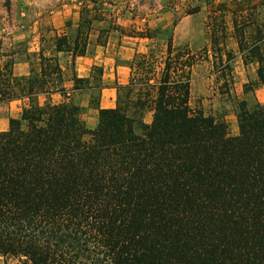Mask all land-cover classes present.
Listing matches in <instances>:
<instances>
[{"label": "trees", "instance_id": "16d2710c", "mask_svg": "<svg viewBox=\"0 0 264 264\" xmlns=\"http://www.w3.org/2000/svg\"><path fill=\"white\" fill-rule=\"evenodd\" d=\"M259 6H213L209 47L198 52L175 47L171 32L162 47L135 54L115 107L94 104L93 130L53 56H83L76 44L56 37L52 54L39 49L37 71L24 78L12 73L14 55L0 54V104L24 101L0 132L3 264H264V105L238 102L237 135L229 136L224 118L192 106L190 93L205 62L230 96L236 54L256 64L264 88ZM229 27L236 52L225 44ZM155 33L132 38L153 43ZM90 81L72 75L71 90ZM55 94L64 101L51 103ZM38 95L47 97L42 105Z\"/></svg>", "mask_w": 264, "mask_h": 264}, {"label": "rangeland", "instance_id": "374dc122", "mask_svg": "<svg viewBox=\"0 0 264 264\" xmlns=\"http://www.w3.org/2000/svg\"><path fill=\"white\" fill-rule=\"evenodd\" d=\"M229 1L231 0H0V54L4 56V60L5 56L10 55H14L15 61L29 60L31 69L37 71V57L29 51L33 47H39L49 56L56 37L65 36L70 46L76 44V50H83L85 55L88 50L91 53L96 50L100 52L112 44L117 48L120 37L132 38L134 34L146 29L156 31L153 43L145 41L146 51L153 44L162 47L172 32L175 47L186 45L198 52L209 47L204 24L210 10L215 5ZM252 2L257 4L264 0ZM257 14L258 20L264 23V6L257 8ZM226 21L229 23V19ZM228 32L226 47L236 52L234 39L230 37V27ZM13 34L19 36V41H12ZM22 36L25 37L24 40ZM239 60V55L236 54L231 65L233 86L230 96L222 95L225 89L211 72L209 63L204 62L196 67L191 78L192 106L201 107L205 115L224 118L229 136L237 135L238 102L245 101L248 109H252L255 104H263L260 94L254 92L258 86L251 66L243 68ZM71 75L70 61L64 71L67 96L78 106L87 104L94 108V104L99 101L100 89L103 88L102 69L94 66L89 85L80 86L75 92L71 90ZM119 87L124 86H117L116 89ZM50 101L59 104L64 98L63 95L56 94ZM43 102L44 97L41 96L39 103ZM82 119L84 120V114ZM142 120L146 124L150 123L151 114L145 113ZM0 264H3L1 256Z\"/></svg>", "mask_w": 264, "mask_h": 264}, {"label": "crops", "instance_id": "0c3cea01", "mask_svg": "<svg viewBox=\"0 0 264 264\" xmlns=\"http://www.w3.org/2000/svg\"><path fill=\"white\" fill-rule=\"evenodd\" d=\"M22 37L24 40L25 37ZM19 39L18 35H12V41H19ZM118 40L120 41V45L117 46V48H115L112 44L111 46L101 49L100 52L96 50L95 53H91L88 50L85 55L76 57L73 60L67 53H53V56L56 57L57 63L63 72L65 71L67 64H69L70 61L72 62V75L77 79L86 80L92 78V68L94 66H98L102 69L101 83L103 88L100 89L99 94V109L106 110L113 109L115 107L116 87L125 86L128 82L130 70L127 64L132 60L135 54L145 53L146 51V46L144 44L146 41L145 39L122 36ZM39 49V47H33L29 52L34 53L37 57ZM239 59L243 68L251 66L252 73H254V76L256 77V64L251 63L244 66L240 55ZM1 63L2 60L0 58V64ZM253 66L255 67L253 68ZM30 69L29 60H16L12 67V73L14 77L24 78L29 76ZM67 83L70 82L68 81ZM257 86L258 87L254 90V92L255 94H260L263 104H259L264 105V88L259 85ZM41 96L44 97V102L47 100L45 95H38V103ZM23 106L24 101L20 100L0 104V132L7 131L9 120L17 119ZM79 106L86 110V113H84V123L86 128L88 130L95 129L97 126V110L89 107L87 104Z\"/></svg>", "mask_w": 264, "mask_h": 264}]
</instances>
